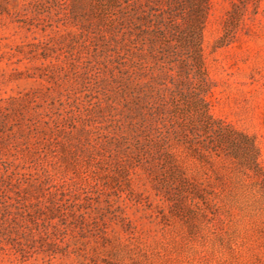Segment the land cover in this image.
<instances>
[{"label":"rangeland","instance_id":"obj_1","mask_svg":"<svg viewBox=\"0 0 264 264\" xmlns=\"http://www.w3.org/2000/svg\"><path fill=\"white\" fill-rule=\"evenodd\" d=\"M0 264H264V0H0Z\"/></svg>","mask_w":264,"mask_h":264}]
</instances>
